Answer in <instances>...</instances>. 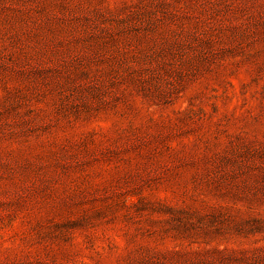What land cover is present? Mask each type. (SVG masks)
I'll use <instances>...</instances> for the list:
<instances>
[{
    "label": "rangeland",
    "instance_id": "obj_1",
    "mask_svg": "<svg viewBox=\"0 0 264 264\" xmlns=\"http://www.w3.org/2000/svg\"><path fill=\"white\" fill-rule=\"evenodd\" d=\"M0 264H264V0H0Z\"/></svg>",
    "mask_w": 264,
    "mask_h": 264
}]
</instances>
